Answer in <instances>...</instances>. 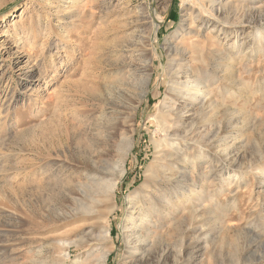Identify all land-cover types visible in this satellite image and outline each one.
Returning a JSON list of instances; mask_svg holds the SVG:
<instances>
[{"label":"rangeland","instance_id":"rangeland-1","mask_svg":"<svg viewBox=\"0 0 264 264\" xmlns=\"http://www.w3.org/2000/svg\"><path fill=\"white\" fill-rule=\"evenodd\" d=\"M187 46L180 82L206 92L175 105L192 199L171 207L164 184L165 224L130 253ZM130 63L147 84H119ZM0 264H264V0H0Z\"/></svg>","mask_w":264,"mask_h":264},{"label":"bare ground","instance_id":"bare-ground-1","mask_svg":"<svg viewBox=\"0 0 264 264\" xmlns=\"http://www.w3.org/2000/svg\"><path fill=\"white\" fill-rule=\"evenodd\" d=\"M205 21H200V27H203L204 29L207 27V22ZM181 27L183 28V25H181ZM198 29L200 30V28ZM179 31H181V29H179ZM190 34L191 31H188L185 36L187 37ZM224 34L226 36L227 33L224 32ZM180 48L177 47L174 51L178 61H175L176 59H172L173 61L171 62L173 63L171 65L169 64L170 71L168 72V78L169 84L171 85L170 93L163 101L159 114L155 117L159 136L154 139L153 142L156 148V161L158 162L156 164V169L159 176L154 179V187L152 191L153 195L151 197L146 196L149 201H143L141 204L130 203L126 215V231L124 232V235L128 240L127 250L130 253L137 249L141 250V246L144 243H147L145 237H149L154 234V232L159 228L158 224H165L163 217L161 219L159 218L162 214L160 212V208L157 206V199L154 196L155 193L162 192L164 184L167 186L172 184L174 186L171 196H165L167 204L171 207L174 208L176 207V203L182 204L187 201H191L192 199L193 190L188 188L190 185H188V181H186L182 175L180 177L177 175V166L174 165V163L186 152V142L184 136L182 135V129L180 128L181 123L184 120V110H179V108H176L175 105L180 101L186 104H191L186 100V97H188L190 101H195L199 100V95H201V97L206 95V92L204 88L201 87L202 84L198 81H188L186 84L180 82L182 76L189 78L190 68H184L182 64L179 65L178 63L187 60L186 54H189V58H191V55L194 52L193 46H187L182 49ZM132 67L133 65L130 63L128 64V67L125 64H122V66H118L116 68V74L120 82L119 84L122 87L127 86L128 78L138 74L140 76L139 80L142 83L147 84L149 78L147 70L148 64H143L137 71H133ZM114 88L120 91L119 88ZM183 188H188V190H184ZM178 189H180L182 193L180 191L177 192ZM148 204L151 205L153 212L148 209ZM166 217H171V214H168ZM129 220L130 222H128ZM167 221L168 222L166 223L170 224L175 222V219L172 218ZM104 233L107 238L108 232L104 231ZM129 238L138 239V245L135 246L133 243L130 244L131 240Z\"/></svg>","mask_w":264,"mask_h":264}]
</instances>
